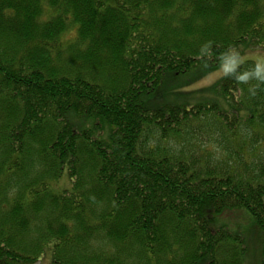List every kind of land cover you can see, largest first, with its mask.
<instances>
[{
  "label": "trees",
  "instance_id": "trees-1",
  "mask_svg": "<svg viewBox=\"0 0 264 264\" xmlns=\"http://www.w3.org/2000/svg\"><path fill=\"white\" fill-rule=\"evenodd\" d=\"M257 49L264 0H0V264H264V70L163 96Z\"/></svg>",
  "mask_w": 264,
  "mask_h": 264
},
{
  "label": "rangeland",
  "instance_id": "rangeland-1",
  "mask_svg": "<svg viewBox=\"0 0 264 264\" xmlns=\"http://www.w3.org/2000/svg\"><path fill=\"white\" fill-rule=\"evenodd\" d=\"M246 62H253L264 70V50H250L243 52L242 54L240 52H236L230 59L225 61L221 65V67L208 75L203 76V67L198 66L194 68L186 75H183L172 81L171 83L165 85L163 89V96L165 97V101L180 105H186L188 107H192L200 102H203L204 98L198 93L191 95L189 94L213 86L223 77L231 73L239 65ZM51 187L55 191L71 189L72 181L68 177L67 171H65L62 179H60L56 183H53ZM225 219L231 223L232 227L236 226L239 223L242 226H245V221L248 220V218L246 219L245 212L242 211L229 212L225 215ZM253 256L254 258H256L254 254ZM37 264H54L52 260L51 247H48L40 262H38Z\"/></svg>",
  "mask_w": 264,
  "mask_h": 264
},
{
  "label": "clouds",
  "instance_id": "clouds-1",
  "mask_svg": "<svg viewBox=\"0 0 264 264\" xmlns=\"http://www.w3.org/2000/svg\"><path fill=\"white\" fill-rule=\"evenodd\" d=\"M260 73H261V68L258 66L257 71H256V75H257V76H260ZM260 78H261V79H264V76H260ZM240 79H242V80H246L247 77H246V76H242V77H240Z\"/></svg>",
  "mask_w": 264,
  "mask_h": 264
}]
</instances>
